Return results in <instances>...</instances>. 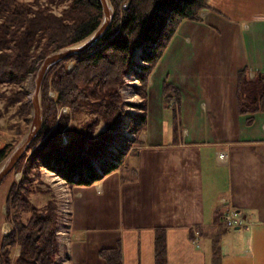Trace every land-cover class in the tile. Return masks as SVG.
Here are the masks:
<instances>
[{"label":"trees","instance_id":"trees-1","mask_svg":"<svg viewBox=\"0 0 264 264\" xmlns=\"http://www.w3.org/2000/svg\"><path fill=\"white\" fill-rule=\"evenodd\" d=\"M108 1L113 18L105 36L87 54L73 56L53 66L43 80L40 91L43 127L23 158H26L24 167L22 159L13 169L22 170V177L18 183H11L7 193L5 219L10 220L12 230L0 234V264H56L57 207L54 200L47 202L43 209L30 201L32 179L28 170L38 174L42 168L48 169L68 186L97 183L118 170L120 178L128 181L129 177L122 171L129 168L128 158L143 146L141 138L147 130L149 77L184 21L204 23L205 11L219 13L210 0ZM52 6H61L58 14ZM101 20L98 0H46L44 4L38 0L32 3L0 0V86H10L7 97L0 93L5 111L19 104L15 115L28 125L30 106L19 86L29 75H35L46 56L83 41L99 27ZM135 60L140 61L141 66ZM69 62H72L71 68ZM134 67L139 69L142 113L129 121L126 128L132 136L123 138L113 155L108 148L113 141L110 133L119 128L122 115L120 88L124 77ZM50 92L53 97H49ZM162 99L164 107L172 112V125L177 134L181 95L168 80L162 84ZM237 105L241 116L264 111L261 73L250 77L247 68L239 71ZM64 107L76 120L78 115L90 119L81 132L78 126L65 128L67 114L61 115L56 128L50 130L58 110ZM100 123L104 130L95 132ZM15 127L19 135L24 133L19 123ZM64 136L69 138L66 144L62 142ZM11 150L9 144L0 148V162ZM224 212L216 213L212 232L198 230V237H205L209 244L207 264H222L224 258L222 242L230 232L222 222ZM14 248L19 249V256L12 261L10 250ZM98 255L104 264H122L119 245L101 248ZM154 259L155 264H167L164 228L155 229Z\"/></svg>","mask_w":264,"mask_h":264},{"label":"crops","instance_id":"crops-1","mask_svg":"<svg viewBox=\"0 0 264 264\" xmlns=\"http://www.w3.org/2000/svg\"><path fill=\"white\" fill-rule=\"evenodd\" d=\"M210 4L219 13L205 11L204 23L184 21L153 74L144 144L122 171L128 181L119 170L108 174L114 176L113 188L123 204L122 235L106 236L92 248L91 234L74 221L81 193L69 188L70 264H104L98 251L117 245L122 264H155L158 227L165 230L167 264H207L209 244L198 230L212 232L216 213L230 209L242 216L241 228L251 231L252 256L242 264L254 261L255 232L264 231V111L239 115L237 86L244 68L250 77L257 72L264 76V0ZM164 80L181 95L177 134L172 112L162 102ZM235 237L228 232L222 249L235 247ZM89 248L93 257L85 252ZM226 261L222 264L233 260Z\"/></svg>","mask_w":264,"mask_h":264},{"label":"rangeland","instance_id":"rangeland-1","mask_svg":"<svg viewBox=\"0 0 264 264\" xmlns=\"http://www.w3.org/2000/svg\"><path fill=\"white\" fill-rule=\"evenodd\" d=\"M22 2L32 3L34 0H20ZM40 4H44L46 0H38ZM125 5H123L124 7ZM52 9L55 13H59L61 10V6L53 7ZM140 50H137V54H139ZM136 59V58H135ZM136 64L141 66L140 61H136ZM42 63V62H41ZM41 65V64H40ZM39 65V66H40ZM72 62L68 63V67L71 68ZM39 68V67H38ZM157 68V67H156ZM155 68V70H156ZM38 70V69H37ZM149 77L148 90L151 84H155V78L153 79V74ZM37 72V71H36ZM139 73V69L134 67L131 72L128 73L123 80L124 85L120 88V93L122 94V115L119 123V128L112 129L111 135H113V141L108 148L111 154L115 155L118 151L117 146H121L120 144L123 141V138H131L132 134L127 131V125L130 120L140 115L142 112L140 111L141 105V97L138 93L139 89V81L137 79V74ZM36 74V73H35ZM35 80V75H29L28 78L19 86V88L25 93L26 98L28 100L29 106V97L26 91L27 83L31 82L32 85ZM163 84V83H162ZM34 90V85H33ZM32 90V92H33ZM5 94L4 97H7L10 92V86H0V93ZM162 92V89H161ZM54 94L52 92L49 93V97H53ZM41 102V97H40ZM148 102V101H147ZM163 102V99H162ZM41 105V104H40ZM19 104H16L15 107L9 108L5 111V104L0 98V148L9 144L12 146V149L18 144V142L24 137L28 130V126L31 122V118L29 116L30 122L28 125H25L22 118H18L15 114L18 111ZM164 106V105H163ZM169 106H172V103H169ZM170 110V109H169ZM31 113V106H30ZM58 117L54 121V124L50 130L56 128L58 118L61 115L68 116V122L65 125V128H70L72 126H78L79 132L81 129L89 123L87 116L78 115L77 120L75 115H72L70 110L66 107L60 108L58 110ZM165 122L168 126V129H171L170 124V113H165ZM61 122V121H60ZM19 123L21 126V130H24L22 135H19L17 132V128L15 124ZM165 125V128H166ZM103 123L98 124L95 127V132H102L104 130ZM97 135V134H96ZM95 137H91L90 139H95ZM68 137H62L63 144L68 142ZM105 144V142H104ZM31 146V145H30ZM29 150V149H28ZM12 151V150H11ZM28 152V151H27ZM129 154V152H127ZM27 154V153H26ZM25 154V155H26ZM29 154V153H28ZM24 155V156H25ZM111 156V155H108ZM24 158V157H23ZM22 158V159H23ZM22 159L20 161H22ZM26 159V158H25ZM25 159L22 161V167H24ZM19 161V162H20ZM112 163L115 161L112 159ZM17 166V165H16ZM16 168V167H15ZM21 170V169H20ZM29 177L32 179L31 181V190L29 194L30 201L39 209H43L46 206L47 202H51L54 200V204L57 207V255H56V264H70L71 259V238H70V229L72 223L71 217V207H70V191L68 186L64 180H62L59 176H57L54 172H51L48 169L42 168L40 173L36 174L33 170H28ZM22 177L21 171H14L3 180L0 184V234L5 235L11 232L12 226L10 224V220H6L5 218L8 216V211L6 209V198L7 193L9 191V187L11 183L14 181L18 183ZM107 176L103 177L106 178ZM114 176L108 175V178L105 179V182H97L90 185H72V187H77L78 192L81 193L82 198H78V208L75 211L74 221L79 223L82 227L84 226L89 233L91 234L90 238L93 240V247H100L99 243L101 240H105L106 236H121L123 232H121L124 226H122V217L120 216V209L122 208V203L119 202L118 191H115L113 188V179ZM100 187L101 192H98V188ZM125 207V206H124ZM123 207V210H124ZM124 213V211H123ZM125 214V213H124ZM26 215H23V220H25ZM127 218L126 214L124 216V220ZM244 228V227H243ZM242 228L239 230L230 229L229 231L236 235L235 237V247L232 245H225L223 252L224 258L223 260H233L232 263L224 264H242V261L245 258H250L252 256L251 249L249 248V244L251 242V231L247 232ZM243 230V231H242ZM110 238V237H109ZM254 244L257 247L254 250L255 258L251 264H264V231H256L254 237ZM106 241V240H105ZM103 242V241H102ZM109 245V244H108ZM259 245L261 248L258 249ZM254 246V248H255ZM226 247V248H225ZM234 250V252L232 251ZM74 251V248H73ZM205 252V250H203ZM86 254L89 257H93L95 254L93 249L86 250ZM227 253V254H226ZM232 253V254H231ZM75 254H73L74 256ZM19 256V249L14 248L10 250V259L16 260ZM209 256V253L207 254ZM229 258V259H228Z\"/></svg>","mask_w":264,"mask_h":264},{"label":"water","instance_id":"water-1","mask_svg":"<svg viewBox=\"0 0 264 264\" xmlns=\"http://www.w3.org/2000/svg\"><path fill=\"white\" fill-rule=\"evenodd\" d=\"M98 2L102 10V20L99 27L83 41L49 54L39 66L33 83L34 90L29 97L31 122L24 137L18 142L6 158L0 162V184L24 157L30 145L35 141L42 130L43 116L40 105V91L43 80L48 71L53 66L68 58L87 54L108 32L113 18V9L108 0H98ZM235 230H239V228L235 227Z\"/></svg>","mask_w":264,"mask_h":264},{"label":"built area","instance_id":"built-area-1","mask_svg":"<svg viewBox=\"0 0 264 264\" xmlns=\"http://www.w3.org/2000/svg\"><path fill=\"white\" fill-rule=\"evenodd\" d=\"M220 156L223 157V154H220ZM242 220H243L242 216L233 210L228 211L223 218V222L227 227L240 225Z\"/></svg>","mask_w":264,"mask_h":264},{"label":"bare ground","instance_id":"bare-ground-1","mask_svg":"<svg viewBox=\"0 0 264 264\" xmlns=\"http://www.w3.org/2000/svg\"><path fill=\"white\" fill-rule=\"evenodd\" d=\"M32 90H33V85L31 82L27 83L26 85V91L28 93V95H31L32 94Z\"/></svg>","mask_w":264,"mask_h":264}]
</instances>
